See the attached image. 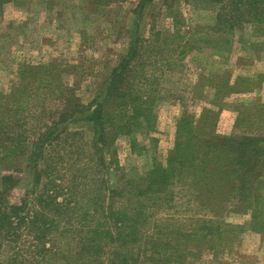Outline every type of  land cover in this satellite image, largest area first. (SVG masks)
<instances>
[{"label": "trees", "instance_id": "1", "mask_svg": "<svg viewBox=\"0 0 264 264\" xmlns=\"http://www.w3.org/2000/svg\"><path fill=\"white\" fill-rule=\"evenodd\" d=\"M110 1L90 0L92 13ZM174 1L163 0L171 29L150 27L148 39L130 35L92 106L62 79L82 73L54 61L20 66L18 82L0 92V166L8 172L1 176L0 264H190L239 238L243 227L226 223L229 213L248 214V228L264 232V104L235 103L243 108L233 133L217 132L218 101L252 92L259 77L231 83L229 73L216 80L199 74L193 88L205 83L212 104L198 115L183 110L164 165L120 172L116 152L103 153L119 136L130 137L133 150L138 137L155 147L156 109L168 100V76L182 74L188 56L224 58L243 25L264 32V0H183L214 6L215 24L205 33L182 27ZM155 2L138 0L137 19ZM80 120L93 126V144L71 129ZM20 161L31 182L12 201L19 178L9 172H20Z\"/></svg>", "mask_w": 264, "mask_h": 264}, {"label": "rangeland", "instance_id": "2", "mask_svg": "<svg viewBox=\"0 0 264 264\" xmlns=\"http://www.w3.org/2000/svg\"><path fill=\"white\" fill-rule=\"evenodd\" d=\"M137 1L111 0L106 7H98L96 13H92L95 5L90 0H0V92L7 93L18 82L20 66L54 61L63 67H75L82 73L81 77L75 74L77 78L74 74L63 73L62 79L68 86L74 85L82 105L92 106L96 97L102 95L112 68L126 53L130 35L134 37L139 33L140 38L148 39L150 27L160 31L171 29L172 22L167 17L163 0H156L140 20L133 13ZM213 8L205 1H174V10L184 21L182 27H196L204 33L215 24L217 11ZM147 13L150 17H146ZM233 40L231 52L224 58L211 56L208 52L197 60L188 56L182 74H174V78L168 76L171 79L165 85L168 92L164 94L168 100L158 105L156 131L151 134L157 140L155 147L147 138L138 137V145L133 150L131 138L119 136L113 147L102 148L105 157H109L111 151L116 152L118 171L134 170L144 174L155 165L165 164L173 146L175 124L183 110L198 115L202 108L212 104L213 91L206 88L205 83L202 91L193 88L199 74L216 80L223 73H229L231 83L236 77L264 80V32L243 25L234 32ZM253 89L218 101L221 107L217 122L219 135L226 137L233 133L237 111L243 108L236 107L235 103L256 100L264 104V81ZM181 97L182 102L176 100ZM70 127L79 129L88 144L95 142L90 123L80 120ZM141 146L147 149L140 152ZM14 167L21 169L20 172H9L19 178L18 186L10 192L12 201H17L30 185L31 176L24 161ZM6 173L0 166V188L1 176ZM224 220L243 227L239 238L224 252L205 251L190 264H264V232L257 233L248 228L249 215L229 213Z\"/></svg>", "mask_w": 264, "mask_h": 264}]
</instances>
